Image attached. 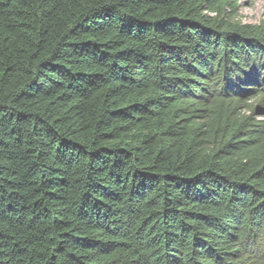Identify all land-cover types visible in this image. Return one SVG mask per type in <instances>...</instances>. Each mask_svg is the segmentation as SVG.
<instances>
[{
	"label": "trees",
	"instance_id": "obj_1",
	"mask_svg": "<svg viewBox=\"0 0 264 264\" xmlns=\"http://www.w3.org/2000/svg\"><path fill=\"white\" fill-rule=\"evenodd\" d=\"M237 1L0 0V264H264Z\"/></svg>",
	"mask_w": 264,
	"mask_h": 264
},
{
	"label": "rangeland",
	"instance_id": "obj_2",
	"mask_svg": "<svg viewBox=\"0 0 264 264\" xmlns=\"http://www.w3.org/2000/svg\"><path fill=\"white\" fill-rule=\"evenodd\" d=\"M263 0H238L234 21L242 24H264Z\"/></svg>",
	"mask_w": 264,
	"mask_h": 264
}]
</instances>
